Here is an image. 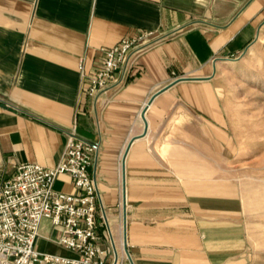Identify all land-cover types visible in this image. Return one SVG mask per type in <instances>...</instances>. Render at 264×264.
I'll list each match as a JSON object with an SVG mask.
<instances>
[{"label": "crops", "instance_id": "obj_1", "mask_svg": "<svg viewBox=\"0 0 264 264\" xmlns=\"http://www.w3.org/2000/svg\"><path fill=\"white\" fill-rule=\"evenodd\" d=\"M145 31L156 43L127 82L90 96L80 66L92 72L102 49ZM261 36L264 0H0L4 177L55 167L75 130L99 145L107 263L125 239L134 264H250L244 203L221 173L237 146L216 75ZM57 185L75 192L68 175Z\"/></svg>", "mask_w": 264, "mask_h": 264}, {"label": "built area", "instance_id": "obj_2", "mask_svg": "<svg viewBox=\"0 0 264 264\" xmlns=\"http://www.w3.org/2000/svg\"><path fill=\"white\" fill-rule=\"evenodd\" d=\"M153 35L145 31L102 49V61L92 72L81 65V83H88V94L97 97L113 86L124 85L138 58L156 43ZM98 152L97 143L73 130L53 168L23 163L13 177L6 178L0 160V264H111L98 232L100 225L106 224L105 209L90 171ZM61 175L72 179L75 192L55 188ZM44 219L61 227L57 238L47 240L75 256L38 249ZM114 252L112 264H125L124 256L129 259L125 246L122 257L116 247Z\"/></svg>", "mask_w": 264, "mask_h": 264}, {"label": "rangeland", "instance_id": "obj_3", "mask_svg": "<svg viewBox=\"0 0 264 264\" xmlns=\"http://www.w3.org/2000/svg\"><path fill=\"white\" fill-rule=\"evenodd\" d=\"M216 76L237 146L221 173L244 203L250 264H264V36L238 57L221 60ZM60 230L44 219L38 249L48 252L47 239Z\"/></svg>", "mask_w": 264, "mask_h": 264}, {"label": "water", "instance_id": "obj_4", "mask_svg": "<svg viewBox=\"0 0 264 264\" xmlns=\"http://www.w3.org/2000/svg\"><path fill=\"white\" fill-rule=\"evenodd\" d=\"M165 89H163V91H164ZM4 108H6V109H9V110H11V111H16L13 107H11V106H9V105H7V104H3L2 105ZM126 186V185H125ZM124 186V187H125ZM123 223H124V227H125V232L127 231V210H126V196H125V198H124V202H123ZM125 250H126V253H127V255H128V257H129V260H130V262H131V264H134L133 263V260H132V258H131V255H130V253H129V250H128V248L125 246Z\"/></svg>", "mask_w": 264, "mask_h": 264}, {"label": "bare ground", "instance_id": "obj_5", "mask_svg": "<svg viewBox=\"0 0 264 264\" xmlns=\"http://www.w3.org/2000/svg\"><path fill=\"white\" fill-rule=\"evenodd\" d=\"M124 164H123V169H124ZM124 231H125V227H124ZM124 246H126V243H125V241H123V250H124Z\"/></svg>", "mask_w": 264, "mask_h": 264}]
</instances>
